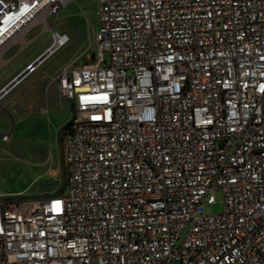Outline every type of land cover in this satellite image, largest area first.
<instances>
[{
    "label": "built area",
    "instance_id": "2783aa9c",
    "mask_svg": "<svg viewBox=\"0 0 264 264\" xmlns=\"http://www.w3.org/2000/svg\"><path fill=\"white\" fill-rule=\"evenodd\" d=\"M72 1L0 0V69ZM98 4L92 59L54 78L66 190L0 192V264H264V0Z\"/></svg>",
    "mask_w": 264,
    "mask_h": 264
},
{
    "label": "rangeland",
    "instance_id": "374dc122",
    "mask_svg": "<svg viewBox=\"0 0 264 264\" xmlns=\"http://www.w3.org/2000/svg\"><path fill=\"white\" fill-rule=\"evenodd\" d=\"M98 11V0H73L50 18V31L37 29L29 39L37 37L29 45L22 50H13L6 57L9 62L0 69V86L46 51L55 41L54 33L69 37V42L46 60L34 76L27 78L0 103L1 134H10L12 121L5 111H12L11 105L16 99L49 82L75 59L80 64L92 59L90 48L95 33L99 31ZM50 98V106L44 103L37 110V116L45 124V131L39 138H34L27 132L11 134L10 143H4L0 138V192L5 196L19 197L20 200L47 199L51 195H61L66 190V177L60 159L64 153L61 147L58 148L56 128L52 122L55 121L56 126L64 121L67 124L71 106L66 101L62 102L58 95H50ZM13 118L16 120L15 115ZM214 202L212 206H205L207 215L222 213L221 191L214 193Z\"/></svg>",
    "mask_w": 264,
    "mask_h": 264
},
{
    "label": "crops",
    "instance_id": "0c3cea01",
    "mask_svg": "<svg viewBox=\"0 0 264 264\" xmlns=\"http://www.w3.org/2000/svg\"><path fill=\"white\" fill-rule=\"evenodd\" d=\"M30 63H28V64H30ZM18 74H16L14 77H12L10 80H8L6 83H4L2 86H0V91L3 90V88H5V86H7ZM35 74H33V75H31V76H29L27 78H30V77L34 76ZM55 76H53L49 82L39 86L32 93H27L24 96L16 99V101H14L12 103V105H11L12 106L11 107L12 111H5L6 114L10 117V119L12 121V126H10L11 127L10 134H8L9 141L8 142H4V143H10L11 134H13V133H16V135H17V134H21V133L27 132L32 137L39 138L40 134L45 131L44 120L40 116H37L38 108L41 106V104H44V103L46 105L50 106V104H51L50 95H53V96L58 95L59 99L62 102L65 101L63 98H61V96L59 94V91H58V88H57V84H56V82L54 80ZM22 83H20L18 86H16L14 89H12L6 96H4V98L0 101V103L4 99H6L8 96H10L11 93L13 91H15ZM13 115H15V119L16 120H14ZM52 123H53V125H55L54 128H56V141H57L58 148L59 147L62 148L61 137H62L63 130H64L65 126H66L65 125L66 122L64 121V122L58 123L57 126H56L55 121H53ZM8 126L9 125H7V127ZM60 159L63 162V169H64L65 177H66V168H65V165H64V156L62 155V157ZM51 196H53V195H51Z\"/></svg>",
    "mask_w": 264,
    "mask_h": 264
},
{
    "label": "water",
    "instance_id": "95a60500",
    "mask_svg": "<svg viewBox=\"0 0 264 264\" xmlns=\"http://www.w3.org/2000/svg\"><path fill=\"white\" fill-rule=\"evenodd\" d=\"M14 86V82H12L11 84H9L5 90H3L0 95H2L3 93H6L7 91H9L12 87Z\"/></svg>",
    "mask_w": 264,
    "mask_h": 264
}]
</instances>
